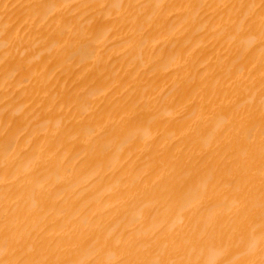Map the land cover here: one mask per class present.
Wrapping results in <instances>:
<instances>
[{"label":"bare ground","instance_id":"bare-ground-1","mask_svg":"<svg viewBox=\"0 0 264 264\" xmlns=\"http://www.w3.org/2000/svg\"><path fill=\"white\" fill-rule=\"evenodd\" d=\"M0 264H264V0H0Z\"/></svg>","mask_w":264,"mask_h":264}]
</instances>
